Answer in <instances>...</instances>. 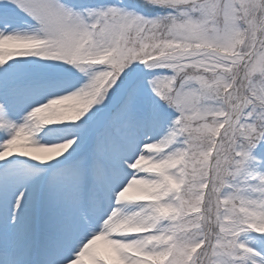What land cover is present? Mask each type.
<instances>
[{
	"label": "snow or ice",
	"instance_id": "obj_1",
	"mask_svg": "<svg viewBox=\"0 0 264 264\" xmlns=\"http://www.w3.org/2000/svg\"><path fill=\"white\" fill-rule=\"evenodd\" d=\"M0 264H264V0H0Z\"/></svg>",
	"mask_w": 264,
	"mask_h": 264
}]
</instances>
